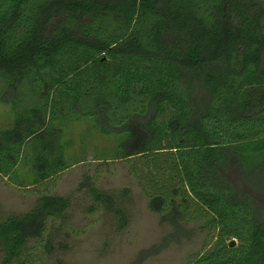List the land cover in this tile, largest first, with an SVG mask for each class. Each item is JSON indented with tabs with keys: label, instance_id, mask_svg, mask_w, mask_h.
Listing matches in <instances>:
<instances>
[{
	"label": "trees",
	"instance_id": "1",
	"mask_svg": "<svg viewBox=\"0 0 264 264\" xmlns=\"http://www.w3.org/2000/svg\"><path fill=\"white\" fill-rule=\"evenodd\" d=\"M202 1L206 15L182 0H0V78L28 80L45 108L0 130V173L15 177L47 112L84 115L82 98H95L103 131L127 134L121 157L160 221L201 222L212 236L187 264H264V202L235 179L237 155L264 151V0ZM35 167L49 187L66 164L39 156ZM67 206L44 192L30 211L1 219L3 261L21 258Z\"/></svg>",
	"mask_w": 264,
	"mask_h": 264
},
{
	"label": "rangeland",
	"instance_id": "2",
	"mask_svg": "<svg viewBox=\"0 0 264 264\" xmlns=\"http://www.w3.org/2000/svg\"><path fill=\"white\" fill-rule=\"evenodd\" d=\"M182 3L191 12L206 15L202 0ZM12 82L0 78V130L12 128L20 115L31 118V110L45 113L43 99L28 80ZM95 102V98H82L84 115L74 111L53 119L47 112L45 135L25 139L14 167L15 177L0 173V220L30 211L44 192L68 200L65 210L45 220L39 237L28 239L22 259L4 262L0 252V264H21L23 259L24 264H187L189 257L212 245L213 238L203 223L173 226L161 222L158 213L150 209L128 160L121 157L119 144L127 134L104 132L90 113ZM136 106L134 98L132 105L117 108L116 115ZM42 142L48 145L45 150ZM58 155L66 167L45 187L37 175L36 158ZM236 162V181L264 202V193L259 190L264 186V151L239 154ZM91 185L110 195L113 203L96 201L89 191ZM259 209L264 212V203Z\"/></svg>",
	"mask_w": 264,
	"mask_h": 264
},
{
	"label": "water",
	"instance_id": "3",
	"mask_svg": "<svg viewBox=\"0 0 264 264\" xmlns=\"http://www.w3.org/2000/svg\"><path fill=\"white\" fill-rule=\"evenodd\" d=\"M227 244L228 246H233L235 244V239H230Z\"/></svg>",
	"mask_w": 264,
	"mask_h": 264
}]
</instances>
